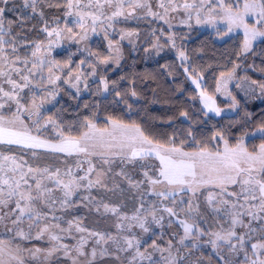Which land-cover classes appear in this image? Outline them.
Masks as SVG:
<instances>
[{"label":"snow or ice","instance_id":"obj_1","mask_svg":"<svg viewBox=\"0 0 264 264\" xmlns=\"http://www.w3.org/2000/svg\"><path fill=\"white\" fill-rule=\"evenodd\" d=\"M22 7L27 15L9 20L15 5L0 0V264H264V142L249 143L264 141V120L249 131L245 113L239 135L231 125L206 132L204 120L181 111L190 126L157 135L111 115L99 123L98 103L85 102L89 114L74 120L63 106L46 108L95 85L96 95L111 93L131 113L141 98L137 82L155 76L110 80L106 71L121 66L124 42L135 50L140 41V29L127 25L144 21L167 31L151 27L142 50H174L201 89L202 115L220 116L174 29L207 26L222 40L242 33L247 57L264 42V0H22ZM45 8L62 16L48 19ZM36 18L42 38L33 39L37 29L27 22ZM93 37L106 42V54L93 49ZM66 44L75 50L58 59ZM237 68L221 72L215 89L232 108L240 102L227 84ZM244 80L264 103V81Z\"/></svg>","mask_w":264,"mask_h":264},{"label":"rangeland","instance_id":"obj_2","mask_svg":"<svg viewBox=\"0 0 264 264\" xmlns=\"http://www.w3.org/2000/svg\"><path fill=\"white\" fill-rule=\"evenodd\" d=\"M18 6H15V8H18ZM7 14V18L9 20H15L18 17L13 16V10H10V12L7 11ZM127 26L133 28L138 27L139 29L144 28V30L146 28H149L150 30L151 27H164L165 31H167V27L159 22L152 25H149L144 21L130 22ZM174 30L177 32L178 36L181 34L184 35L183 44L188 50L190 57L189 64L191 67H195L198 71L203 73L202 89L206 90L210 95H213L217 106L222 109L220 116H216L214 113H209L208 116L217 118L221 122L226 121L223 123L225 128L231 125L233 126V132L236 135H239V132L236 131L238 122H241L244 119L245 113H251L253 124L249 126V131H254L256 125L261 120H264V103H262L259 99L252 98L248 92V83L244 80V77L257 81H264V78L261 76H259L261 78H255L254 75L251 74L254 72V65L251 64L253 53H249L247 57L237 55L236 59H233L231 57L233 54L226 52L221 45V43L225 40L236 35H241L239 42L241 45L243 40L242 33H233L230 37H226L222 40L215 34L212 35L211 33L214 32V30L207 26H194L192 29L178 26ZM32 38H42V36L41 34L37 35L33 31ZM180 42L181 41L178 39L177 43L179 44ZM161 43H165L164 38L161 39ZM260 43L261 42L259 41L255 43L254 51L259 47ZM140 45H147L146 40H144ZM142 48L143 47L140 46L139 49L141 50ZM93 49L106 54V42L103 39L101 41L97 40L93 44ZM74 50L75 46L66 44L64 48L56 50L57 52L63 53L62 56H57V58L63 59L64 56L67 55L68 51ZM162 55H164V58L161 60V64L170 65V69H167L172 73L170 76L163 75L158 67L155 68L154 72L148 71V69L142 70L138 67L137 63L134 62L135 64H132V59H130L128 55V59H126L128 60L127 64L131 62L133 66V68L128 71V77H132L136 73L145 72L152 73L155 76V80L137 82L138 91L141 93L142 100H145V104H140L138 106L134 105L132 110L133 112L129 113L117 104L108 103L105 105L104 103L102 104L101 118L111 115L121 118L126 122L135 121L146 129L152 130L157 135L161 133L170 135L173 131L179 133L188 128L190 126V122L185 121L182 117H180L179 113L181 111H189L191 115L204 120L205 117L202 115L203 103L199 99V92L201 89L196 88L191 79L188 78L187 74L184 73L183 69L179 66L181 62L174 50H169L166 47L162 52ZM150 57L155 59L157 56L150 54ZM237 64L239 65V68H237L236 71V78L229 81L227 84V88L231 92L232 96H235L240 102L238 107L232 108L231 98L223 93H217L215 89L220 78V73H227L231 71L233 66ZM59 100L62 101L65 108L68 109L65 119L74 120L76 113L74 106L76 105L77 100H73L64 94L59 97L58 101ZM50 105H46V108H48V106L50 107ZM260 106V111H257V108ZM137 109L140 110L135 112ZM52 113H55V111H52ZM79 113L81 116L85 115V112L79 111ZM170 118L171 123H168ZM103 122L104 121L99 123L103 124ZM204 125V123L200 125L204 131H212L210 125L209 127ZM48 135H51V133H48ZM261 142L264 141L259 138H251L249 141L250 146L253 144L258 145ZM25 158L28 159L27 156H25Z\"/></svg>","mask_w":264,"mask_h":264},{"label":"trees","instance_id":"obj_3","mask_svg":"<svg viewBox=\"0 0 264 264\" xmlns=\"http://www.w3.org/2000/svg\"><path fill=\"white\" fill-rule=\"evenodd\" d=\"M12 3L15 6H18L19 4L22 3V0H16L13 1ZM10 12V10H8ZM45 15L46 18L51 19L53 17H60L62 16V9H57V8H45ZM21 12H24L25 15H27L28 10L24 9L22 7V4L20 6H18V8H14L13 9V16H19ZM6 17H8L7 11L5 13ZM140 22V21H139ZM29 26L35 25V28L37 29L36 31H34L37 35H40L38 29L40 27H42L39 18L36 19H32L30 21L27 22ZM149 28H146L144 30L140 29L141 31V37H140V41L138 42V44L136 45L135 50L133 49V47L131 45H129L127 42H124V59L121 61V66L119 68H115V70H113L114 66L109 65L108 69L106 71V75L108 76V78L110 80H119L120 76H126L128 77V71L131 70L133 68L132 64L135 62L137 63L138 67H140L142 70L144 69H148V71L154 72L155 68L158 67L159 70L163 73V75L165 76H170L168 74V70L163 68V64H161V60L164 58V55H162V53L154 58L150 57L149 53H145L142 49L140 50V46L141 47H147V45H140L144 40H145V32L148 31ZM212 35L215 34L214 32L211 33ZM240 38L241 35H236V36H231L229 39L225 40L223 43H221L223 49L228 52V53H232L233 56H231L233 59H236L237 55H240ZM97 40H102V38L100 37H93V43H92V47L93 44L97 41ZM140 45V46H139ZM140 50V51H139ZM173 51V50H172ZM129 58L132 59V64L131 62H129V64H127L126 59ZM160 60V61H159ZM134 63V64H135ZM251 64L254 65V72H252L251 74L254 75L255 78H264V71H261V69H264V42H261L259 44V47L256 48V50L253 53V59L251 61ZM256 72V73H255ZM261 76V77H259ZM120 85L121 88H127L129 86V81L128 80H123L120 81ZM95 85H92V91L91 92H85L83 93L80 98L77 100L75 107V112H85V115L89 114L90 110L89 109H85L83 107V104L85 102H89V103H98L100 105V109H99V116L100 119L98 120V122H102L103 118H101V114H102V104L105 103V105H107L108 103H113V101L115 99H118L116 97H114V95H112L111 93H105L103 95H96L95 94ZM59 97L57 98V101L53 102L50 107L48 106L47 109H49V112L52 113V111H56V109L60 108L61 106H63V108H65L64 103H62L61 98L58 101ZM130 103L132 101H129ZM140 104H145V100H142V98L138 99L135 101L136 106L140 105ZM118 106H120L121 108H123L125 111L126 108L123 104H118ZM261 106L257 108V111H260ZM140 109H137L135 112H138ZM133 112V111H132ZM134 114V113H133ZM205 120V125L210 128H212L213 130V126H215L216 129H223L225 128V125L223 123H225L226 121L221 122L219 119L214 118L212 116H207L204 118ZM4 234L2 232H0V238H3ZM37 246H44L43 242H36ZM210 254V251L209 253Z\"/></svg>","mask_w":264,"mask_h":264}]
</instances>
